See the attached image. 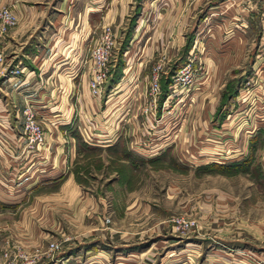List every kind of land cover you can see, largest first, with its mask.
<instances>
[{
    "label": "crops",
    "instance_id": "obj_1",
    "mask_svg": "<svg viewBox=\"0 0 264 264\" xmlns=\"http://www.w3.org/2000/svg\"><path fill=\"white\" fill-rule=\"evenodd\" d=\"M169 1L167 13L177 15L174 24L169 21L172 32L176 31V39L171 41L177 40V45L184 44L185 41L179 42L181 37L190 38L183 30L190 27L201 30L203 18H199V12L203 1L209 3V13L223 12L227 32L220 42L219 37L215 40L218 50L210 53V58L225 62V66L207 76L208 85L201 83L209 88L202 93L215 94L222 88L218 99L214 95L206 103L207 109L215 111L222 96L225 102H232L238 85L245 82L248 91L245 102H250V94L255 95L260 114L258 123L262 125L259 135L263 132L262 137H248L247 141H261L264 138V0ZM64 3L65 0H0V7L10 8L16 18L0 39L4 57L0 62V252L10 245L43 251L42 244L48 236V239L61 238L60 242L68 249L64 255L50 259L52 264H264V251L243 247L240 250L228 241L219 245L231 247L232 253L225 252L228 248H211V255L198 261L201 240L228 238L231 233L215 227L210 236L202 234L185 239L170 232L164 213L170 206L159 197H148V170L140 181L135 177L129 181L115 180L124 190L121 207L119 211L116 207L112 209L109 222L103 221L107 214L105 195L93 194L88 191L89 185L84 187L74 182L70 172L75 156L74 137L61 134L74 118L81 129L85 123L104 119L108 109L105 104L95 116L88 114L97 108L87 91L88 67L83 63L90 45L89 7L85 3L73 9ZM95 8L100 10V5ZM100 18L97 32L104 25V17ZM199 38L196 37V42ZM160 94L158 104L163 99ZM26 100L37 111L35 119L47 128L44 146L38 149H27L20 133V110ZM139 114L136 112L129 119L131 137H124L120 131L110 132L109 128L102 137H81L89 146L98 148L97 156H102V162L111 168L109 174L118 175L123 172L121 169L136 174L140 165L148 166V158L158 157L172 144L180 154L194 153L201 139H205L151 137L148 141V137H138L143 118ZM118 120L119 116L114 124ZM102 124L105 125L104 121ZM121 141L127 145L126 156L114 150ZM243 152L245 146L236 153L239 155L236 158L243 157ZM118 200L115 198V203Z\"/></svg>",
    "mask_w": 264,
    "mask_h": 264
},
{
    "label": "rangeland",
    "instance_id": "obj_2",
    "mask_svg": "<svg viewBox=\"0 0 264 264\" xmlns=\"http://www.w3.org/2000/svg\"><path fill=\"white\" fill-rule=\"evenodd\" d=\"M65 2L66 6L73 9L80 8L85 3L89 7L90 45L83 61L88 67V77L89 48L103 29L109 28L113 39L107 64L108 76L101 94L92 96L88 93L97 103L96 110L88 113L89 116H95L103 105L107 104L106 116L99 120L100 124L89 118L95 123L84 122L85 126H81V129L77 128L74 118L72 125L61 132L74 137L75 156L70 167L74 182L84 187L89 185L88 191L93 194L105 195V216L111 217L114 207L120 210V198L124 193L115 180L129 181L135 177V180L140 181L148 170V197H159L164 204L170 206L169 211L164 212L166 219L171 215L184 214L201 221L200 224L196 220L195 232L178 236L185 239L202 234L210 236V231L215 227L227 229L231 233L228 238L200 239L198 261L201 262L211 255L210 251L214 248H228L225 252L232 253L231 247L219 245L225 241L233 243L234 248L240 250L243 247L250 251H264V138L253 143L247 141L248 137H262L263 134L262 132L259 135L262 125L258 123L260 114L255 104V95L250 94V102H245L248 91L244 82L238 85L236 97L234 96L232 102H225V96L224 99L222 96L218 108L214 111L207 109L206 103L209 97L214 95L218 99L222 88L215 94L202 93V90L209 89L203 86L208 85L207 76L216 71V68L218 70L221 67L222 70L225 66V62L213 61L210 58V53L218 50L215 40L219 37L220 42L227 32L223 12L209 13V3L203 1L199 12V18H203L201 30L194 31L191 27L183 30L182 33L190 38L181 37L179 42H185L183 45H177V40L171 41V38L176 39V31L172 32L169 22L174 24L177 15L167 13L169 0ZM99 5L100 10L97 12L94 9ZM93 11L97 13L92 14ZM100 16L104 17V25L97 32L96 25L101 20ZM210 24H213L212 28L208 27ZM93 26L95 28L91 29ZM192 36H195L193 43ZM197 36L200 38L196 42ZM153 69L157 70L159 86V93L154 101L149 94ZM160 92L163 99L159 101L161 104H158ZM145 106L148 107V117L143 112ZM136 112L143 117L138 137H148V141L151 137L205 139H201L198 147L194 148V153L189 154L186 151L185 154H180L178 147L174 148L172 144L158 157L148 158V166L138 165L136 174L124 169L120 170L123 171L120 175L109 174L111 168L109 164L102 162V156H97L98 148L89 146L81 137H102L107 135L108 131H120L124 137H131L128 123ZM118 116L119 123L114 124ZM37 121L45 135L47 128L43 122ZM103 121L105 125L102 124ZM108 128L109 130L104 132ZM20 133L22 134L21 122ZM184 143V147H187L186 140ZM244 146V156L237 159L239 155L236 153L243 151ZM257 147L259 149L256 152ZM114 150L125 156L129 152L123 141L118 142V147ZM115 198L119 199L116 203ZM181 205L184 207L181 208ZM166 226L172 232L167 222ZM46 238V242L42 244L44 250L49 242L61 240L52 237L48 239V236ZM208 241L210 243L205 245ZM60 243L59 250L51 253V256L42 257L36 264H52L50 259L55 255H64L68 249Z\"/></svg>",
    "mask_w": 264,
    "mask_h": 264
},
{
    "label": "built area",
    "instance_id": "obj_3",
    "mask_svg": "<svg viewBox=\"0 0 264 264\" xmlns=\"http://www.w3.org/2000/svg\"><path fill=\"white\" fill-rule=\"evenodd\" d=\"M15 20L16 18L10 9L7 7L0 8V39L14 25ZM112 47L113 39L108 28L102 30L89 48L90 74L86 86L88 93L92 96H99L101 94L103 84L108 76L107 64ZM3 60L4 57L0 47V62ZM151 80L149 94L152 101H154L155 96L159 93L156 69H153L151 73ZM143 112L148 117L147 106L143 108ZM35 113L36 109L32 107V103L25 101L20 110V115L22 135L24 136L27 149H38V147L44 146V131L35 119ZM103 221L106 223L109 222V217L105 216ZM166 222L169 224L171 231L180 236L188 235L197 229L195 218L189 215H171L166 219ZM60 244V242L51 241L43 251H27L16 245H10L0 252V264H36L42 257L51 256V253L59 250Z\"/></svg>",
    "mask_w": 264,
    "mask_h": 264
}]
</instances>
